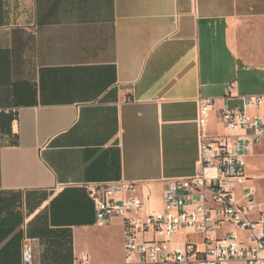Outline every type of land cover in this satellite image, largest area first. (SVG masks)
Wrapping results in <instances>:
<instances>
[{
	"label": "crops",
	"instance_id": "crops-1",
	"mask_svg": "<svg viewBox=\"0 0 264 264\" xmlns=\"http://www.w3.org/2000/svg\"><path fill=\"white\" fill-rule=\"evenodd\" d=\"M258 18L264 0H0V198L16 200L0 264H24L26 244L33 264H122V219L99 225L89 188L134 182L149 210L195 173L200 99L213 136L227 84L264 85L242 45ZM112 230L120 256L82 245Z\"/></svg>",
	"mask_w": 264,
	"mask_h": 264
},
{
	"label": "built area",
	"instance_id": "built-area-1",
	"mask_svg": "<svg viewBox=\"0 0 264 264\" xmlns=\"http://www.w3.org/2000/svg\"><path fill=\"white\" fill-rule=\"evenodd\" d=\"M236 88L235 82L226 86L223 133H206L215 100L200 99L196 171L167 181L161 210H147L134 182L89 188L99 225L122 219V264H264V209L247 172L255 147L264 142V116L257 112L264 107V95L240 96ZM182 236L184 243L179 242ZM23 259L33 264L29 244Z\"/></svg>",
	"mask_w": 264,
	"mask_h": 264
},
{
	"label": "rangeland",
	"instance_id": "rangeland-1",
	"mask_svg": "<svg viewBox=\"0 0 264 264\" xmlns=\"http://www.w3.org/2000/svg\"><path fill=\"white\" fill-rule=\"evenodd\" d=\"M242 45L245 52L250 56L258 59L262 65H264V18L253 19L245 24V29L242 32ZM260 74V72H257ZM252 79L241 75V89L239 91L240 96L248 95H264V85L252 83ZM260 114H264L263 107H260L257 111ZM254 167L249 168V173L253 174L254 182L257 186V201L264 206V144L258 150L257 158L253 161ZM162 199V200H161ZM148 211H159L163 207V198L159 195H153L147 200ZM161 206V207H160ZM192 234L193 230H188ZM179 242L184 243L185 237L182 236ZM179 242L173 243L178 245ZM83 246H90L97 252H102L104 246L108 245L113 249V254L117 256L120 253V241L118 240V232L112 230L104 233L103 236L87 235L82 242ZM120 256V254H119Z\"/></svg>",
	"mask_w": 264,
	"mask_h": 264
},
{
	"label": "trees",
	"instance_id": "trees-1",
	"mask_svg": "<svg viewBox=\"0 0 264 264\" xmlns=\"http://www.w3.org/2000/svg\"><path fill=\"white\" fill-rule=\"evenodd\" d=\"M16 200H13L12 198H0V212H6V213H12L16 212L15 205Z\"/></svg>",
	"mask_w": 264,
	"mask_h": 264
}]
</instances>
